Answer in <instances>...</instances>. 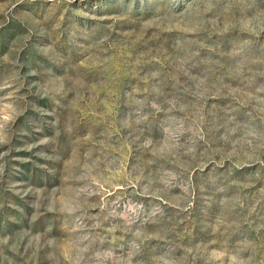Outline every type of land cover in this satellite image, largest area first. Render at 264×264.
<instances>
[{
	"label": "rangeland",
	"instance_id": "obj_1",
	"mask_svg": "<svg viewBox=\"0 0 264 264\" xmlns=\"http://www.w3.org/2000/svg\"><path fill=\"white\" fill-rule=\"evenodd\" d=\"M0 264H264V0H0Z\"/></svg>",
	"mask_w": 264,
	"mask_h": 264
}]
</instances>
